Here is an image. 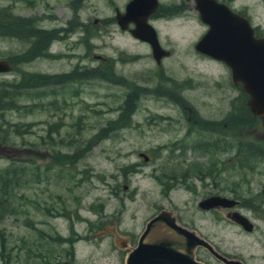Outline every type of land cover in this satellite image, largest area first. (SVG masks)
Listing matches in <instances>:
<instances>
[{
    "label": "rangeland",
    "instance_id": "374dc122",
    "mask_svg": "<svg viewBox=\"0 0 264 264\" xmlns=\"http://www.w3.org/2000/svg\"><path fill=\"white\" fill-rule=\"evenodd\" d=\"M128 1L0 0L3 20L37 18L42 41L52 36L47 52L57 54L0 73V89L15 99L3 102L16 107L0 112V177L17 178L10 196L0 194L15 209L0 218V264H123L117 246L129 235H112L115 215L138 234L163 209L188 229L196 225L197 235H225L236 243L246 242L237 235H260V249L248 237V256L260 255L264 264V160L250 161L253 168L241 164L233 146L244 137L264 141V118L236 121L242 100L229 68L194 48L207 30L194 0H158L150 23L170 51L160 64L146 42L116 23V10L124 13ZM19 34L0 36V60L27 48L28 30ZM82 66L93 76L30 82ZM23 79L28 84L16 88ZM130 103L136 106L128 114ZM181 144L201 170H216L214 182L190 178V190L164 188L163 172H179L172 169L179 168ZM193 145L200 147L193 152ZM215 192L243 201L237 209L255 226L252 232L228 224L220 211H198L197 201Z\"/></svg>",
    "mask_w": 264,
    "mask_h": 264
},
{
    "label": "water",
    "instance_id": "95a60500",
    "mask_svg": "<svg viewBox=\"0 0 264 264\" xmlns=\"http://www.w3.org/2000/svg\"><path fill=\"white\" fill-rule=\"evenodd\" d=\"M195 9L207 30L195 43L197 52L223 62L230 70L231 81L247 94L246 105L255 117L264 118V37H256L249 21L227 6L215 0H194ZM158 0H129L124 13L116 10V20L122 30L143 42L151 49L157 64L170 55L161 46L158 34L150 23V17L158 10ZM133 25L129 29L130 25ZM11 70L6 60H0V73ZM138 155L144 161L149 156L144 152ZM234 206L237 201L222 196L205 199L203 208L217 205ZM231 218L244 231H252L254 225L244 214L234 211ZM157 223H163L186 239V250L180 253L170 244L169 237L147 241L146 236ZM194 230L180 225L173 212L160 210L146 222V228L139 237L138 244L126 256L125 264H200L192 258L193 249L200 239ZM227 264H241L239 261H226ZM63 264H72L67 261Z\"/></svg>",
    "mask_w": 264,
    "mask_h": 264
},
{
    "label": "flooded vegetation",
    "instance_id": "af4514ba",
    "mask_svg": "<svg viewBox=\"0 0 264 264\" xmlns=\"http://www.w3.org/2000/svg\"><path fill=\"white\" fill-rule=\"evenodd\" d=\"M215 1L220 3V4L227 6L232 11H234V12L238 13L239 15L243 16L244 18H246L249 21L251 27L253 28L254 35L256 37H264V20H263L264 0H215ZM195 4L196 3L194 1V6H195ZM5 14H6V12H5ZM11 16H13V14ZM11 16L9 18L7 16H5V19L3 20V23H2L3 30H6L5 34H4L5 37L9 38L8 37L9 31L14 32V26H20L21 30H24V29L28 30V36H26V37L29 38V40H27L28 46L25 50H23L22 52H18V53H11L10 55L8 54V56L5 57V60L9 63V65L11 67L10 71H15L18 64L28 63L30 61L40 59L41 57H44V56H40L41 48L39 46H37V44H36V42H39L41 40L40 35H41V31H42V29L39 26L38 27L36 26L35 22L38 23V19L33 18L31 21L24 22L23 19H19L17 17H16V19L12 20ZM115 20H116V17H115ZM115 20H114V22H115ZM116 23H117V20H116ZM130 26H133V25L131 24ZM66 27H67V25L62 26V28H66ZM53 30H55V29H53ZM19 32H20V30H19ZM21 34H19L20 37H21ZM31 38L35 39V41L37 40L35 42L36 46H34L33 50H29L31 48V43H32ZM44 38H46V36H44ZM52 41L49 42L48 49H49V46H50ZM44 45H45V42H44ZM49 55L54 56L57 54L49 52ZM207 57H209V56H207ZM99 58L101 60L103 59V57H99ZM82 68H83V70H82ZM97 68H98L97 70H100L98 66H97ZM89 70H90L89 68L86 69V67L82 66V67H76L75 70L64 71L63 73L47 74V75L54 77L55 79L57 77H62L63 80H59V82L53 83L54 85H57V84H62L63 82L66 83L67 81L72 80L73 75L75 73L83 74L84 76H86L87 73L89 72ZM64 77H67V78H64ZM37 85L40 86V83L34 84V86H37ZM194 130H195L194 127L188 129V131H186L184 133L183 137H181V142H183V143L187 142L190 139L191 134L194 132ZM227 139H229V141H230L231 137H229ZM208 144L210 145V143H208ZM209 145L204 144V146H206V147H208ZM199 147H200V145H193V152H194V149H199ZM186 148H187V145H185V144L184 145L181 144L179 147L177 146V149H180L183 151L178 154V156L181 157V159L179 160V168L177 169V167H173L172 170H174V171L179 170V172L178 173H174V172H170V171L169 172H163V175H162L163 180H161V184L164 186V188L167 191H171L176 185H182L184 188L186 187L190 190V188L187 187L188 186L187 182L190 178H193V179L195 178L197 180H206L207 178H211V182L215 181L214 178L216 177V174H215L216 170L215 169L201 170L200 164L196 163V160H193V155L195 156V154L193 153L192 156L190 155V153L187 154L185 152ZM144 162H146V161H144ZM220 170H219V172H220ZM126 172L127 171L124 172V175L126 174ZM203 185L206 186V185H208V183L206 182V184H205L203 182ZM123 188L126 189V185H124ZM194 190H197V189L195 187H193L192 191H194ZM218 192H221V191H218ZM218 192H215L214 194H210V195H206L204 197H201L200 200L197 201V207L199 208V210L198 209L197 210L199 212H208V213L220 211L222 213V216L219 215V218L225 220L228 224H231V225L235 224L241 228V226L239 224H237L235 221H233V219L231 218V214L234 211L240 212L237 208H241L242 206L244 207L243 201H241L239 199L232 198V197L225 196V195L218 193ZM214 196H222V197H227L229 199H233V200L237 201V204L234 206L220 204V205H217V206H214L211 208H203L200 205L203 200L214 197ZM120 202H123V201H120ZM252 202L254 203V199H252ZM240 213H242V212H240ZM154 215H152V216H154ZM115 218L117 221H115V225H114V228L112 231V235H122V236L123 235H129V236L125 237L126 239L120 241L119 246H117V249L121 252L119 254L120 259L123 262V264H125L126 256L134 247L137 246L139 237L141 236V234H143V232L146 228V222H145L143 228L141 229V231L138 234H136L132 228H130V229L129 228H123L121 226L120 220L118 219V217L116 215H115ZM177 221H178V219H177ZM179 222L180 221H178V223ZM192 229L195 232L198 231L196 229V225ZM253 230H254V228H253ZM252 231H250V232H252ZM133 235H138L136 240H133V238H134ZM166 236L169 237L170 241L171 240L173 241L172 244H170V246H172V248H174L175 250H177L180 253L185 252V250H186V239L182 235L177 234L175 231H173L171 228H169L167 225H165L163 223L155 224V226L150 230V232L146 236V240L150 242L153 240H158L160 238H166ZM196 236L200 239V241L196 244V246L193 249H191V251L193 250V253H192L193 258L192 259L197 263H200V264H227L226 261H239L241 264H260V255L248 256V250L249 249L247 248L249 246L248 245V237L250 236L253 239V242L256 243L257 245H259V249H260V235H237L239 238L244 237L246 239L245 243H242V242L236 243V242H232L231 240L228 241L227 240L228 238H226L225 235H223L224 237H222V235H200L198 233V235H196ZM252 257L258 258L259 259L258 262H256V263L251 262L250 260ZM263 260H264V258H263Z\"/></svg>",
    "mask_w": 264,
    "mask_h": 264
},
{
    "label": "trees",
    "instance_id": "16d2710c",
    "mask_svg": "<svg viewBox=\"0 0 264 264\" xmlns=\"http://www.w3.org/2000/svg\"><path fill=\"white\" fill-rule=\"evenodd\" d=\"M4 11V9L2 10V12ZM4 15V14H3ZM3 23V19L0 16V24ZM19 30H21L20 26H14V32L10 31V33H8L9 36H14L17 37L19 36ZM27 30V29H24ZM5 31L2 28V24L0 27V36H5ZM20 37V36H19ZM44 38V32L41 31V35H40V41L36 42L35 39H32V43H31V48L29 50H33L34 46H39L41 48V53L40 56H50L48 51V45H49V38L51 39L52 36H48L46 41H42V39ZM36 42V44H35ZM45 42V45H44ZM94 70H89V72L87 73V77H91L93 76L92 72ZM67 78V77H64ZM37 79H38V83H40V85L45 86V85H51L54 82H59V80H63L62 77H57L56 79L54 77H51L49 75H37V77L33 76L32 78H30V82H33V86L34 84H37ZM24 81V79L18 83L15 84L16 88H21L24 87L22 86L23 84H28L27 82L22 83ZM14 88V87H13ZM239 92H240V96H238V99L240 98L242 100V111H241V115L239 116V120H236L238 122H240L241 124H245V121H248L249 123H254V119L255 116L250 112L249 108L246 105V99H247V94H245L244 92L241 91V88L238 87ZM7 95H11L10 92H6L4 89H0V112H2L3 110L6 109H15L16 107L11 105V104H6L3 102V100L5 99H13L12 96H7ZM15 101V99H13ZM129 100H127L128 102ZM131 105V108L129 107ZM134 104H128L126 107H124V109L126 111H130L128 114H131V111L134 108ZM236 108L234 107L233 110L230 112V114H234L235 113ZM124 114H122L123 116ZM227 119L230 118V116H226ZM239 124V123H238ZM240 125V124H239ZM113 126H109L108 130H112ZM114 130V129H113ZM236 149V155L235 158L244 165H250V161H254L256 158H262L264 160V141L262 139H250V138H240L238 141H234V145H233ZM218 147V146H217ZM254 165H250V168H253ZM15 183L17 182V178H12L11 180L5 181L3 179V177H0V194L1 195H5L6 191L9 190V185L10 183ZM263 192H264V188H263ZM5 196H10L9 192L5 195ZM246 206H251V205H246ZM253 208H255L256 206H251ZM15 211V209L9 206V203L3 199L0 198V218H2V214L7 213V214H13ZM69 240L70 239H66ZM1 244H4V239H1Z\"/></svg>",
    "mask_w": 264,
    "mask_h": 264
},
{
    "label": "bare ground",
    "instance_id": "6f19581e",
    "mask_svg": "<svg viewBox=\"0 0 264 264\" xmlns=\"http://www.w3.org/2000/svg\"><path fill=\"white\" fill-rule=\"evenodd\" d=\"M147 161H148V160H147ZM147 161H146V162H147Z\"/></svg>",
    "mask_w": 264,
    "mask_h": 264
}]
</instances>
